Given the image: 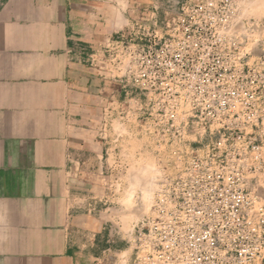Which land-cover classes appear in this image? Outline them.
<instances>
[{"label":"built area","instance_id":"built-area-1","mask_svg":"<svg viewBox=\"0 0 264 264\" xmlns=\"http://www.w3.org/2000/svg\"><path fill=\"white\" fill-rule=\"evenodd\" d=\"M239 2L194 0L172 21L155 14L90 47V68L130 97L111 102L103 132L131 119L163 157L151 213L134 228L138 264H264V198L248 179L264 172L253 133L264 57L253 65L231 30ZM214 126L211 147L190 145Z\"/></svg>","mask_w":264,"mask_h":264},{"label":"crops","instance_id":"crops-1","mask_svg":"<svg viewBox=\"0 0 264 264\" xmlns=\"http://www.w3.org/2000/svg\"><path fill=\"white\" fill-rule=\"evenodd\" d=\"M131 5L0 0V264H103L92 208L116 140L102 122L122 91L90 68V47L130 25Z\"/></svg>","mask_w":264,"mask_h":264},{"label":"rangeland","instance_id":"rangeland-1","mask_svg":"<svg viewBox=\"0 0 264 264\" xmlns=\"http://www.w3.org/2000/svg\"><path fill=\"white\" fill-rule=\"evenodd\" d=\"M128 1L132 3L131 6L134 4L137 12L132 14V7L129 9L127 16L131 23L122 31L133 30L134 26L141 21L152 23L155 14H157L159 21H172L177 18L182 5L194 0H126V3ZM246 1L240 0L238 3L239 14L232 23L233 31L235 35L239 34L247 43V50L253 55L252 64L257 65L260 58L264 57V10L260 11L261 17H256L255 12H251L253 11L252 8L251 11L250 8H245L246 12H244ZM139 10L142 11L143 15L138 13ZM121 98H124L125 102L130 101V97L124 96L123 93ZM256 117L262 119L259 124L254 125L253 133L257 135L258 142L264 145V107L258 109ZM218 127H211L202 138H190V145L194 148V144H197L203 149L211 147L215 143ZM109 133L116 139L114 140L115 148L111 162L113 171L108 174L109 182L105 190L104 202L94 205L92 208L97 210L99 215L102 213L101 215L106 221L104 227L108 233V248L103 256V264H138L134 228L151 213L157 180L161 176L158 171L159 160L163 157L157 154L154 142L146 138L145 134L139 131L131 119L114 121L109 127ZM191 146L183 148V150L191 154L193 151ZM146 169H152V171ZM248 179L251 180V188L257 193L259 192V196L264 198V172L250 174ZM149 180L150 182H148ZM142 185H146V187ZM141 188L148 189L150 197L143 203L135 204L134 202H137L143 195L140 193ZM131 193L134 194L133 197H131Z\"/></svg>","mask_w":264,"mask_h":264},{"label":"bare ground","instance_id":"bare-ground-1","mask_svg":"<svg viewBox=\"0 0 264 264\" xmlns=\"http://www.w3.org/2000/svg\"><path fill=\"white\" fill-rule=\"evenodd\" d=\"M244 1V0H243ZM246 1V0H245ZM242 4H240V6H241ZM246 6V7H245ZM242 7V6H241ZM245 8H250V11H251V8H252V10L253 11H251L252 13H254L255 15H256V17H261L262 15H260V11H263L264 10V0H247L245 3H244V12H246L245 11ZM248 11V10H247ZM259 12V13H258ZM256 13H258V14H256ZM262 13V12H261ZM247 14H248V12H247ZM254 14H251V15H254ZM263 14V13H262ZM244 15V14H243ZM254 15V16H255ZM258 15V16H257ZM260 15V16H259ZM238 22V21H237ZM234 23V22H233ZM231 30H232V32L234 33V31H233V25H231ZM236 31V30H235ZM235 34V33H234ZM145 168V167H144ZM147 171H152V169H146ZM140 171V170H139ZM145 172V171H144ZM133 174V173H132ZM159 174V173H158ZM134 176V175H133ZM132 180V179H131ZM136 182V181H135ZM148 182H150V180L148 181ZM148 182H147V184H148ZM152 182V181H151ZM155 182V181H154ZM138 183V182H137ZM144 183H146V182H144ZM139 184V183H138ZM146 184V185H147ZM154 184V183H153ZM140 185V184H139ZM146 185L144 186V185H142V186H144V187H146ZM149 186V185H148ZM147 186V187H148ZM154 186V185H153ZM156 186V185H155ZM141 187V186H140ZM143 187V188H144ZM138 192V191H137ZM136 193V192H135ZM140 193L141 194H143L142 195V197H140V199L139 200H137V202H134L135 204L136 203H140V202H144V201H146V200H148L149 199V197H150V191L148 190V189H146V190H144V189H140ZM134 196V194H132L131 193V197H133ZM136 195V194H135ZM141 196V195H140ZM130 197V198H131ZM136 197V196H135ZM132 200V199H131ZM135 201V200H134ZM149 205V204H148ZM150 205H151V203H150ZM149 205V206H150ZM128 206V205H127ZM129 207V206H128ZM131 207H132V205H131ZM130 207V208H131ZM132 209V208H131ZM146 209H147V207H146ZM145 209V210H146ZM145 213V212H144Z\"/></svg>","mask_w":264,"mask_h":264}]
</instances>
